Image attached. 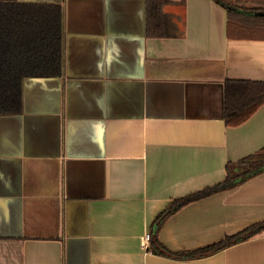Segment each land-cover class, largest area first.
Instances as JSON below:
<instances>
[{"label":"crops","instance_id":"1","mask_svg":"<svg viewBox=\"0 0 264 264\" xmlns=\"http://www.w3.org/2000/svg\"><path fill=\"white\" fill-rule=\"evenodd\" d=\"M0 2L59 6L63 39L62 73L25 76L0 113V264H264V231L203 257L148 248L173 198L264 146V103L226 122L227 82L264 81V36L229 29L218 0H166V36L148 34L147 0ZM263 219L264 170L158 236L191 249Z\"/></svg>","mask_w":264,"mask_h":264},{"label":"trees","instance_id":"2","mask_svg":"<svg viewBox=\"0 0 264 264\" xmlns=\"http://www.w3.org/2000/svg\"><path fill=\"white\" fill-rule=\"evenodd\" d=\"M228 8L229 29L240 36H264V0H218ZM166 0H147L148 34L170 35ZM62 11L39 3L0 2V113L14 112L22 104L25 76L58 75L63 71ZM246 95V96H243ZM264 103V81L229 80L226 87V122L239 124ZM264 170V146L228 161L223 180L173 198L154 218L148 248L174 258H196L218 252L264 231V219L224 235L203 246L174 250L164 244L158 230L163 221L186 204L223 189L235 187Z\"/></svg>","mask_w":264,"mask_h":264}]
</instances>
